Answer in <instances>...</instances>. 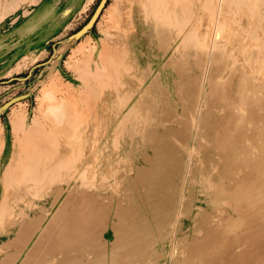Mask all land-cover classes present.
Instances as JSON below:
<instances>
[{"label": "rangeland", "instance_id": "obj_1", "mask_svg": "<svg viewBox=\"0 0 264 264\" xmlns=\"http://www.w3.org/2000/svg\"><path fill=\"white\" fill-rule=\"evenodd\" d=\"M98 2L0 0V264H264V0Z\"/></svg>", "mask_w": 264, "mask_h": 264}, {"label": "bare ground", "instance_id": "obj_2", "mask_svg": "<svg viewBox=\"0 0 264 264\" xmlns=\"http://www.w3.org/2000/svg\"><path fill=\"white\" fill-rule=\"evenodd\" d=\"M17 4H18V1H17ZM218 6V5H217ZM102 8H104V6L102 7ZM101 10L102 9H100V12L93 18V21L94 20H96L98 17H99V15H100V13H101ZM91 24L92 23H90L89 24V26H91ZM218 29V28H217ZM235 35V34H234ZM225 36V35H224ZM250 39V38H249ZM241 41H243V40H241ZM245 42V41H244ZM241 43V42H240ZM239 43V44H240ZM230 44V43H229ZM243 45V44H242ZM241 45V46H242ZM239 47H240V45H238ZM52 107V106H51ZM55 108V107H54ZM55 116H56V114H55ZM57 117V116H56ZM56 119H58V118H56ZM59 120V119H58ZM57 120V121H58ZM78 132H79V130L78 131H76L74 134L72 133V135H75L76 133H77V135H78ZM150 135H152V134H150ZM153 136V135H152ZM157 137V136H156ZM156 137H155V139H156ZM78 138V137H77ZM150 138V137H149ZM154 138V137H153ZM85 139V138H84ZM83 139V140H84ZM159 139V138H158ZM162 139V138H161ZM78 141V140H77ZM64 142V141H63ZM72 142H74V141H72ZM154 142V141H153ZM159 142H161V141H159ZM70 145V146H69ZM72 145H74L73 143H72ZM71 144H67L66 146H69V148L72 146ZM80 145H82L81 143H80ZM162 146V144H160L159 143V146ZM75 146V145H74ZM73 146V147H74ZM153 146V145H152ZM155 146V145H154ZM159 147V148H161V149H163L162 147ZM80 147H82V146H80ZM157 147V146H156ZM155 147V148H156ZM72 148V147H71ZM70 148V149H71ZM176 148V147H175ZM69 149V150H70ZM157 149V148H156ZM160 149V151H162ZM168 149H170L171 150V148H168ZM168 149H166L167 151H168V153H170L171 151H169ZM173 149H174V147H173ZM72 150V149H71ZM157 152H158V150H156ZM156 151H155V153H156ZM164 151V150H163ZM166 151V152H167ZM173 151V150H172ZM178 151V150H177ZM154 152H151V154H150V157H151V155L153 154ZM160 153V152H159ZM171 153H173V152H171ZM170 153V155H172ZM94 154V153H93ZM175 154V153H174ZM157 155V154H156ZM156 155H153V156H156ZM160 155H161V153H160ZM159 155V157L158 156H156L155 157V159H153V160H151V161H153V164L152 163H150L152 166H157V169L156 170H153V169H150L148 172H147V177H146V179H145V181H144V183H145V188H144V191H145V194H146V197L148 198V200H149V202H151V204H153V203H155L156 201H158L159 200V198L161 197V195H162V181H163V178H164V176H165V174H166V168L168 167L169 168V164L172 162V161H174L173 159H171V157L169 156V154H168V156H167V158L166 157H164V160H162L161 159V156ZM166 155H167V153H166ZM176 156V155H175ZM173 157V156H172ZM86 158V157H85ZM153 158V157H152ZM151 158V159H152ZM177 158V157H176ZM175 158V159H176ZM88 160V159H87ZM178 160V159H177ZM177 160H175V161H177ZM91 161V160H90ZM90 161H89V163H90ZM149 162H151L150 161V159L148 160ZM174 164V163H173ZM96 165V164H95ZM149 178V179H148ZM240 186V185H239ZM237 187V188H236ZM234 189L235 190H237V192L239 193L240 191H241V188H240V190L238 189V186H236ZM233 189V190H234ZM239 190V191H238ZM236 191H235V193H237ZM246 191H244V193H245ZM234 193V192H233ZM234 193V194H235ZM134 203H135V207L134 206H130L129 207V209H128V213H127V216L125 217V218H123V221H122V223H121V225H120V232H121V234L123 235V238H125V237H127V235L126 234H129L128 235V237H131L130 238V241H132V238H134V236L135 235H137V233H138V231H139V229H141V225H142V223H140L139 222V220H138V218L139 217H142V212L139 210V205H138V202L135 200L134 201ZM99 213H97L96 215H94L96 218H99ZM82 217V216H81ZM125 219H127L125 222H124V220ZM143 220V219H142ZM147 219L145 218V221H146ZM95 222L97 221V220H94ZM92 229H90V227H86L83 223H80L79 224V222L77 223L76 222V225H75V228L73 229V233H70L69 232V230H68V228L67 229H65V230H63L62 232H61V234H60V238H59V241H58V246L60 247V250H65V249H72V248H77L78 247V244L79 243H84L85 241H88V238H89V235H90V231H91ZM125 232V233H124ZM114 247V249L115 250H112V256H113V260H112V264H118V260H120L119 259V252H122L123 253V251L126 253V252H128L127 250H129V247H128V245H126V241L124 242V243H122V242H120V240H118V242L113 246ZM131 249V248H130ZM117 252V253H116ZM120 258H121V256H120ZM203 264V263H202Z\"/></svg>", "mask_w": 264, "mask_h": 264}, {"label": "water", "instance_id": "obj_3", "mask_svg": "<svg viewBox=\"0 0 264 264\" xmlns=\"http://www.w3.org/2000/svg\"><path fill=\"white\" fill-rule=\"evenodd\" d=\"M106 2H107V0H99L98 4L96 5V7H95L93 13L91 14L90 18L88 19V21L79 30H77L73 34V36L78 38L80 35L84 34L90 27H92L94 25V23L97 19L93 21V18L100 12V9H103L102 7L105 6ZM90 23H92L91 26H89ZM16 99H18V98H14V99L10 100L8 103H11V102L15 101Z\"/></svg>", "mask_w": 264, "mask_h": 264}, {"label": "crops", "instance_id": "obj_4", "mask_svg": "<svg viewBox=\"0 0 264 264\" xmlns=\"http://www.w3.org/2000/svg\"><path fill=\"white\" fill-rule=\"evenodd\" d=\"M96 21H97V20H96ZM96 21H95V23H96ZM95 23H94V24H95Z\"/></svg>", "mask_w": 264, "mask_h": 264}]
</instances>
